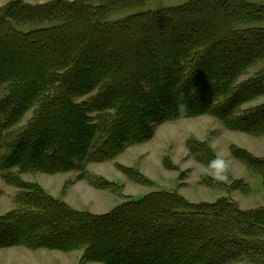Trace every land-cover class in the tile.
<instances>
[{
	"label": "trees",
	"instance_id": "1",
	"mask_svg": "<svg viewBox=\"0 0 264 264\" xmlns=\"http://www.w3.org/2000/svg\"><path fill=\"white\" fill-rule=\"evenodd\" d=\"M146 1L0 6V175L20 188L17 207L0 215V248H84L80 264H264V207L242 209L229 197L192 202L158 190L94 213L20 177L77 170L83 178L90 163L112 160L151 139L155 124L182 118L211 115L230 130L264 135V102L245 107L264 97V4L189 0L108 20ZM187 145L202 163L217 158L206 141ZM231 150L264 182V156L235 144ZM119 168L149 182L136 168ZM202 181L226 185L209 175ZM229 188L251 190L243 179Z\"/></svg>",
	"mask_w": 264,
	"mask_h": 264
},
{
	"label": "rangeland",
	"instance_id": "2",
	"mask_svg": "<svg viewBox=\"0 0 264 264\" xmlns=\"http://www.w3.org/2000/svg\"><path fill=\"white\" fill-rule=\"evenodd\" d=\"M10 1L12 0H0V6ZM25 1L41 3L50 0ZM187 1L189 0H147L141 6L110 14L108 20H121L134 13L175 6ZM248 1L264 4V0ZM261 25L264 26V22ZM261 66L260 63L251 68L241 79L254 74ZM89 96L77 100H86ZM262 102L264 97L246 104L245 107ZM31 114V111L26 114L22 124L26 123ZM154 127L151 139L128 147L112 160L90 163L87 166V177L80 178V172L77 170L57 174L26 172L20 177L24 181L38 183L48 193L74 208L94 213L107 212L127 199L139 198L158 190L176 191L192 202H212L221 197H229L242 209L264 207L263 178L234 157L231 150V146L235 144L246 148L256 156H264V135L255 136L230 130L221 120L211 115L177 119L155 124ZM191 138L208 142L217 157L225 161L227 172L218 173L208 164L198 161L187 145ZM165 160L172 167H167ZM119 165L136 168L149 182L141 183L131 179L119 168ZM203 175L217 178L226 185H207L202 181ZM89 176L101 177L114 182L115 185L98 187L92 184ZM236 179H243L248 183L250 192L229 188ZM19 191L20 188L15 182L8 181L0 175V215L17 207L15 197ZM83 253L84 248L64 252L46 248L11 246L0 248V264H80ZM83 264L101 263L88 261Z\"/></svg>",
	"mask_w": 264,
	"mask_h": 264
},
{
	"label": "clouds",
	"instance_id": "3",
	"mask_svg": "<svg viewBox=\"0 0 264 264\" xmlns=\"http://www.w3.org/2000/svg\"><path fill=\"white\" fill-rule=\"evenodd\" d=\"M176 101H177V108L180 112H185L188 108L187 99L182 91L178 90L176 92ZM210 167L215 171L219 172L226 167V163L223 159L217 157L213 161L210 162Z\"/></svg>",
	"mask_w": 264,
	"mask_h": 264
}]
</instances>
